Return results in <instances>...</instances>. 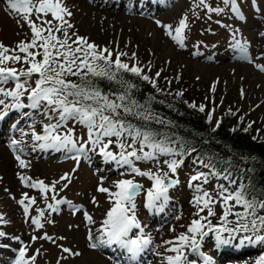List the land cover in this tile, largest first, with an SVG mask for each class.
Instances as JSON below:
<instances>
[{
  "label": "rangeland",
  "instance_id": "obj_1",
  "mask_svg": "<svg viewBox=\"0 0 264 264\" xmlns=\"http://www.w3.org/2000/svg\"><path fill=\"white\" fill-rule=\"evenodd\" d=\"M125 1L132 0H123V3ZM244 1L236 0L243 15V19L239 20L234 17L231 6L225 4L224 0H204V5H199L198 0H168L155 12L151 8L145 9L148 12L146 14L112 8L101 0H64V3L72 13L70 17H65L74 25L73 29H68L70 34L75 31L99 48H108L114 56L116 53H126L121 57L123 62L142 68V74L148 75L155 82L161 79V82L170 86L172 92L183 85L196 88L191 91L199 94L195 96L197 104L207 99V107L212 110V123L226 106L247 115L254 124H259L264 122V72L256 65L264 66V35H261L264 33V0ZM217 8L221 9L219 14L209 11ZM182 18L186 22V28L182 32L184 47H180L157 24L159 21L160 25L171 26L170 30L175 35L174 30ZM31 19L36 21L35 14ZM47 19H51V16ZM56 35L63 38L62 33ZM234 35L235 39L247 44V59L234 51ZM30 40L31 30L21 15L10 12L0 2V43L14 50L18 42ZM6 66L17 69V72L27 68L24 63L8 62ZM157 72H160L159 77H156ZM35 78L34 76L29 81L31 87L35 86ZM24 79L21 76V81ZM0 86L11 90L15 87V82L10 80ZM28 94L25 92L20 100L25 107L11 108L10 105L14 102L12 98H6L8 108L0 105V116L3 117L0 118V147L3 148L5 142L17 141L14 148L10 147L8 151L3 148L5 157H0V217H3L0 220V232L5 233L4 237H0V264H14L20 247L26 248V259L36 256L35 261H30V264H116L117 261L123 264V260L127 264L128 257H125L124 251L119 254L115 246L105 248L120 260L105 253L104 247L96 250L88 247V237L100 234V230L104 228L103 221L107 218L106 213L112 207L108 195L98 192L97 187L102 186L115 192V182L125 179L141 185L134 200L135 215L144 228L143 235L152 241L146 250L149 257L143 252L141 257L145 261L141 263V259L137 258L134 264H167L166 258L177 254L169 249L181 247L177 238L181 234L191 235L187 232V227L192 220L203 216L207 219L202 223L207 220L213 222L225 206L223 197L232 193L221 177L209 178L208 172L206 174L203 170H200L203 171L202 176L194 175L198 168L190 159H181L175 173H172L168 166L171 159L165 152L144 146L141 151L138 140L133 144L132 138L124 134L119 139L125 145V153L135 149L139 156L144 153H152L154 156V159L149 160L130 157L134 167L176 182L168 189L166 201L161 198L154 207H146L147 194L153 182L147 176L135 175L127 165L118 166L115 161L101 156L100 148L109 140L112 143L107 150L119 155L121 151L116 144L117 137H103L101 144L93 148L88 129L85 130L82 124L70 119L64 122L63 127L57 128L54 134L67 135L71 132L72 139L77 144L88 141L92 145V155L90 157L89 147L86 146L90 157L87 167L73 161L72 154L67 155V151L40 149L38 145L43 141H34L33 133L44 135L45 125L56 123L59 116L58 113L49 112L46 117L45 102H41L38 109L28 107L31 103L27 99ZM0 99L3 98L0 96ZM129 144L133 147H128ZM62 154L66 155L65 159H58ZM17 155L25 161V168L19 167ZM66 175L68 180H62L61 177ZM19 176L28 177L27 184L43 181L51 188L54 182L59 183L55 185V191L42 194L39 189L26 187ZM193 177L198 178L194 180ZM65 184L68 186L64 187ZM205 192L213 201L209 206L214 215L210 217L207 216V209L200 211L203 202L198 205L195 201L196 196ZM25 194L35 200L29 206L27 216L18 203L24 199ZM53 195L57 200L66 199L69 203L59 205L58 210L53 212L48 208L49 204L55 203L51 199ZM228 204H233L236 208L234 200H230ZM68 205L81 207L71 214ZM40 210L44 212V216L40 218L43 227L37 229L31 220L39 216ZM85 212L91 216V223L85 219ZM45 234L52 240L32 241L33 236ZM135 235H140L138 229H133L129 234L130 238ZM222 235L229 239L228 244H218L215 233L209 232L208 236L200 240V246L195 252L190 248H183L187 261H182V264L191 261L204 264L201 254L210 257L211 264H256L257 259L264 255V246L260 243H249L247 240L240 242L245 235H253L251 232ZM15 237H19V240L14 239ZM64 247L72 252H80L81 255L64 253ZM94 255L98 257L97 260Z\"/></svg>",
  "mask_w": 264,
  "mask_h": 264
},
{
  "label": "snow or ice",
  "instance_id": "obj_2",
  "mask_svg": "<svg viewBox=\"0 0 264 264\" xmlns=\"http://www.w3.org/2000/svg\"><path fill=\"white\" fill-rule=\"evenodd\" d=\"M224 3H231L232 11L238 15V9L235 7L234 0H224ZM198 4L204 5V0H198ZM205 7L207 6L205 5ZM7 8L10 12L21 15L31 30V40L28 42H18L14 50L0 43V85L7 84L10 80L15 82V87L12 90L0 87V96L12 98L14 102L10 107L18 109L25 107V105L20 103V100L24 93L28 92L27 99L31 102L28 107L38 109L41 106V102H45L47 110L44 112V115L48 117L49 112H53L58 113L59 116L56 123L45 125L44 135L33 133L32 139L34 141H43L38 147L40 149H52L55 151H74L77 154L72 158L77 163H79L82 156L87 158L85 144L81 143L77 147V143L72 139L71 132L67 135L54 134L57 128L63 127L64 122L70 119L88 128L89 141L92 143L93 148L101 144L103 137L115 136L119 139L125 133L132 138L133 144H135L137 137H140L142 133L139 130L133 131L130 127L126 128L125 122L118 119V110L129 114L133 111V108L124 102L128 99V92L134 85L128 83L122 77L117 78V73H131L145 81H150L153 87L156 86L155 81L151 80L148 75L142 74L143 69L137 65L133 64L130 66L128 63L123 62L121 57L126 55V53H116L114 56V53L108 48H99L94 43L89 42L87 38L79 36L75 31L70 34L68 29H73L74 25L65 17H70L72 13L68 10L64 0H7ZM209 11H215L219 14L221 9H209ZM33 14H35L36 21H39V23L31 19ZM48 16H51V19H47ZM157 24L163 27L165 34L171 36L172 40L179 44L180 47H184L182 38V32L186 28L184 18L179 21V25L175 28V35L170 30L171 26L160 25L159 21H157ZM56 33H62L63 38L56 35ZM261 35H264V33ZM72 37H75V39H72ZM70 40L71 43H69ZM232 47L234 51H238L241 54L242 58L247 59V44L242 43L239 39H235V35ZM35 49H42V51H36ZM17 52L23 55L17 54ZM37 57L40 58L38 59ZM8 62L24 63L27 65V68L17 72V69L6 66ZM256 67L261 72H264V66L256 65ZM21 76L25 78L23 81H21ZM34 76L36 77L34 79L35 86L31 87L29 81ZM69 76L79 77L80 82L77 83L76 81L67 79ZM159 76L160 72H157L156 77ZM88 77H99L109 81L115 80L121 86L126 85L124 92L116 96V100L120 101V103L109 99V95L102 93L99 87L95 86L90 79H87ZM0 105H3L5 108L9 107L5 99H0ZM131 105L137 106V102L132 100ZM191 106L194 107L195 105ZM199 111H205L203 105L199 107ZM108 112L111 115H108ZM137 115L143 119L149 118L145 113H137ZM0 118L3 117L0 116ZM208 121H212V113L208 114ZM219 123V121L216 122L217 127H219ZM213 131H215V128ZM149 139L148 134H143V138L140 141L141 151ZM111 143L112 141L109 140L108 143H104L100 148V153L106 160L115 161L118 166L127 165L135 175L147 176L153 182L152 188L147 194L146 207H154L156 202L160 201L161 198L166 201L168 199V189L176 182H166V177H161L159 174L142 172L140 169L134 167L132 161L129 159L130 157H134L136 160L154 159L152 153H144L143 156H139L135 149L125 153L123 151L125 145L121 142L119 145L121 152L119 157H117V155L107 150ZM16 144L17 141L13 140L12 145L15 146ZM128 147H133V145L129 144ZM155 147H160V145H155ZM161 150L166 151L163 148ZM16 159L19 161L21 169L27 166L25 161L20 158V155H17ZM168 166L171 172L175 173L178 163L175 161L169 162ZM197 178L193 177L192 179L195 180ZM19 179L26 187L39 189L42 194L50 190L55 191V185L59 183V181L54 182L50 188L43 181L27 184L28 177L19 176ZM61 179L68 180V177L66 175L61 177ZM67 186V184L64 185V187ZM115 188V192H111L102 186H98L96 189L98 192L108 195L112 207L106 213L107 218L103 221L104 228L100 230V234L88 237L90 241L88 247L96 250L98 248L116 246L127 255V264H134L137 257L145 252L152 243L151 239L143 235L144 228L137 221L135 215L134 200L141 189V185L131 179H125L115 182ZM61 191H63V188ZM51 199L55 203L49 204L48 208L53 212L58 210L59 205L65 203L62 199L57 200L55 195ZM25 200H27V204H25ZM223 200L225 205L230 200H235L236 204L243 207L244 211L242 213H235L237 226L234 228L226 226L214 228L210 221L207 225L202 223V221L207 219V217L203 216L192 220L191 224L187 227V232L191 235L181 234L177 238L181 247L169 249L177 254L175 256H168L166 258L167 264H182V261H187V257L182 249L187 247L195 252L200 246V240L208 236L209 232L215 233V239L220 245H226L230 242L228 238L222 235L223 233L226 232L231 236L233 233L241 231L253 233L251 236L245 235L240 241L241 243L245 240L249 243H264V234H262L264 233V215H257L256 204L245 200L242 195L229 194L224 196ZM195 201L198 205L201 201L203 202L200 211L207 209L208 217L214 215L209 206L213 202L212 197L207 192L196 196ZM93 202H95V198H93ZM18 203L23 207V212L27 216L29 206L35 203V200L25 194L24 199L19 200ZM259 207L264 209V202H260ZM229 214L230 211L226 209L221 216L222 223L227 220ZM84 215L85 219L91 223V216L86 212ZM43 216L44 212L40 210L39 216L33 217L31 220V223L37 229L43 227L40 223V218ZM197 216H199V212H197ZM2 219L3 217H0V220ZM49 223H54V221H49ZM205 228L208 230L205 231ZM133 229H138L140 235L130 238L129 234ZM4 236L5 233L0 232V237ZM14 239L19 240V237H15ZM37 239L52 240L46 234L40 237H32L33 242ZM52 242L55 243L54 240ZM62 251L73 256L81 255L80 252H72L66 247L62 248ZM26 255V248L20 247L14 264H30V261H35L36 256L33 255L26 259ZM201 256L204 264H211L210 257L203 254ZM116 264H120V261H117ZM188 264H196V262L191 261ZM256 264H264V255H261L257 259Z\"/></svg>",
  "mask_w": 264,
  "mask_h": 264
},
{
  "label": "trees",
  "instance_id": "obj_3",
  "mask_svg": "<svg viewBox=\"0 0 264 264\" xmlns=\"http://www.w3.org/2000/svg\"><path fill=\"white\" fill-rule=\"evenodd\" d=\"M120 77L134 85L124 102L132 107L133 111L129 114L118 110V119L125 122L126 128L130 127L133 131L139 130L142 133L137 137L139 142L146 133L150 139L144 146L155 150L166 149L164 152L172 160L186 156L204 168L209 176L221 177L222 181L229 185L230 192L254 202L257 215H264V209L259 207V203L264 202V122L254 124L247 115L224 106L216 121L212 123L208 121V114L212 113V110L207 107V99L197 104L195 96L199 94L191 91L196 88L183 85L172 92L170 86L161 82V79H158L153 87L150 81L131 73H117V78ZM67 79L80 82L79 77L75 76H69ZM87 79L99 87L102 93L108 94L109 99L120 103L116 96L124 92L126 85L121 86L115 80L109 81L99 77ZM132 100L137 102V106L131 105ZM201 105L204 106V112L199 111ZM137 113H145L149 118L143 119ZM107 114L111 115L110 112ZM217 121L220 122L219 127L216 126ZM234 204L236 208L233 204L223 206L217 218L213 222L210 221L214 228L237 226L235 213H242L244 209L236 204L235 200ZM226 209L231 215L229 214L227 220L222 223L221 216ZM208 222L209 220L204 224L207 225ZM260 245L264 246V243Z\"/></svg>",
  "mask_w": 264,
  "mask_h": 264
},
{
  "label": "bare ground",
  "instance_id": "obj_4",
  "mask_svg": "<svg viewBox=\"0 0 264 264\" xmlns=\"http://www.w3.org/2000/svg\"><path fill=\"white\" fill-rule=\"evenodd\" d=\"M120 1H121V0H120ZM120 1H119V2H120ZM136 1H137V0L125 1L124 3H128V4H129V3H132V4H133V3L136 2ZM139 1H140V0H139ZM143 1H145V0H143ZM149 3H151V5H150ZM152 5H153V1L147 0L146 2H143V3H142V7H141V8L150 9V8L153 7ZM140 11L143 12V9H141ZM0 87H3V86H0ZM3 88H4V87H3ZM4 89H5V88H4ZM9 90H10V89H9ZM11 90H12V89H11ZM1 97H2L3 99H5V102H6V98L3 97V96H1ZM5 123H6V122H5ZM22 135H23V134H22ZM42 143H43V142H42ZM2 146H3V148L7 149V151H8V148H10V147H11V148H12V147L14 148V147H15V146L12 145V143H8V142H5ZM3 148L0 147V157H1V156H2V157H5V156H4L5 154H4ZM1 159H2V158H1ZM4 160H6V158H5ZM4 160H2V161H4ZM80 161H81V159H80ZM92 253H93V252H92ZM93 254H94V253H93ZM96 257H97V256L94 255V258L97 260L98 257H97V258H96ZM146 257H149V255L146 254ZM100 260H101V259H100ZM100 260H99V261H100ZM100 262H102V261H100Z\"/></svg>",
  "mask_w": 264,
  "mask_h": 264
},
{
  "label": "water",
  "instance_id": "obj_5",
  "mask_svg": "<svg viewBox=\"0 0 264 264\" xmlns=\"http://www.w3.org/2000/svg\"><path fill=\"white\" fill-rule=\"evenodd\" d=\"M167 181H172V180H166V182H167Z\"/></svg>",
  "mask_w": 264,
  "mask_h": 264
}]
</instances>
